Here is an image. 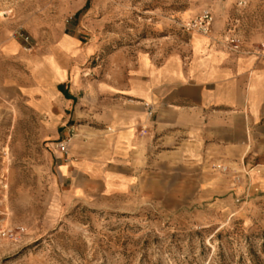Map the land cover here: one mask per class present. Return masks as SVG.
Wrapping results in <instances>:
<instances>
[{"label":"rangeland","instance_id":"374dc122","mask_svg":"<svg viewBox=\"0 0 264 264\" xmlns=\"http://www.w3.org/2000/svg\"><path fill=\"white\" fill-rule=\"evenodd\" d=\"M205 10L218 43H264V0H0V44L28 35L34 54L72 33L93 43L90 64L120 49L162 55L186 47L198 33L185 24ZM20 111L0 106V264H264L261 186L194 184L176 201L88 195Z\"/></svg>","mask_w":264,"mask_h":264},{"label":"crops","instance_id":"0c3cea01","mask_svg":"<svg viewBox=\"0 0 264 264\" xmlns=\"http://www.w3.org/2000/svg\"><path fill=\"white\" fill-rule=\"evenodd\" d=\"M217 40L193 34L162 55L120 49L96 65L93 43L72 33L34 54L9 38L0 106L23 103L17 118L37 120L50 147L70 138L58 165L88 195L98 186L106 198L176 201L191 200L194 184L264 189V63Z\"/></svg>","mask_w":264,"mask_h":264},{"label":"built area","instance_id":"2783aa9c","mask_svg":"<svg viewBox=\"0 0 264 264\" xmlns=\"http://www.w3.org/2000/svg\"><path fill=\"white\" fill-rule=\"evenodd\" d=\"M213 22V13L210 10H205L195 18H193L191 21H189L187 24H185V28L189 31H196L201 34L209 35L212 32ZM20 36L26 44V49L32 50L34 46L30 43V37L23 34H20ZM230 47L235 51H241L244 49L241 47V43H239V41L236 39L231 40ZM248 49L250 52L254 53L260 61L264 63V43H255L253 45H250ZM146 105L149 106V104ZM149 114H153L152 109L149 110ZM69 140L70 138L66 141H61L58 143V149L61 152L67 153ZM7 234L8 230L0 225V237H4Z\"/></svg>","mask_w":264,"mask_h":264}]
</instances>
